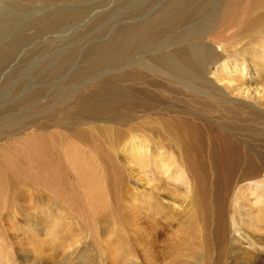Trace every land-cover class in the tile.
<instances>
[{"label": "rangeland", "instance_id": "rangeland-1", "mask_svg": "<svg viewBox=\"0 0 264 264\" xmlns=\"http://www.w3.org/2000/svg\"><path fill=\"white\" fill-rule=\"evenodd\" d=\"M134 1L136 0H43L42 2L35 0L31 4H24V7L22 6L19 10L20 13L18 12L11 20L12 22H5L0 15V136H2L0 150L3 148L6 152H10L15 148H21L24 142L33 137L39 138L49 133L57 135L50 148L57 152L56 166L60 169V174L63 172L58 182L60 181L64 188L66 184L68 185L66 196L62 195L63 198L50 186L44 184L42 170L34 171L41 182L28 180V178L20 179L16 170H10L9 167L2 165L0 158V263L264 264V228L261 227V225L264 227V217L262 215L259 217L257 214L258 207L254 205V198L250 192L247 189H241L250 184V181H259L264 177V168L258 157H252L253 167L248 166L246 158H242L233 164V169L222 170L216 160V154L224 151L223 139L227 137L226 133L215 129L210 122L206 125L207 122L204 119L202 122V119L194 120L186 114L163 113L166 112L161 110L164 104L154 110L135 109L129 115L127 114L124 121L115 122V125L117 124L115 126L114 122L108 121L77 120L74 115L73 117L69 115L70 111L67 107L69 104L58 100L63 95L85 92L90 88L92 84L90 82L108 76L114 70L115 72L121 70L128 59L135 60L138 57L135 49L127 50L122 45L115 54L118 57L111 60V64H103L106 58H110L113 44L119 43L118 32H122L127 26L148 23L165 3V0H147L148 2H143L145 8L143 5L138 6L142 9L135 11L131 19L128 17V7L129 4H134ZM137 1L139 3L144 0ZM220 1L222 2V0H214L210 5H199L196 9L199 13L192 12L193 15L186 22L183 21L175 26L170 33V40L173 41L174 36L184 32L189 22L193 23L198 19L200 22L205 15L215 12L220 6ZM213 6L214 8H211ZM193 18L197 19L194 21ZM4 31H10L9 37L3 36ZM5 46L11 49L8 47L10 50H7ZM171 47L168 46L165 49L169 51ZM127 51L130 52V56H127ZM159 108L161 111H158ZM59 109H62L63 114ZM59 114H62L63 118L68 114L64 122L67 125L61 124L64 127L59 125L63 122L60 121L62 117ZM58 116L61 119H57ZM69 117H72L71 120ZM181 117H183L182 121H180ZM167 119L168 123H166ZM169 120L172 124L186 127L193 123V129L197 130L196 138H192L187 133L185 139L190 144L175 143L167 134ZM129 121L130 124H128ZM75 123L77 125H73ZM38 125L39 128H37ZM27 126L31 129V133L26 130ZM197 128L204 129V132ZM23 130L24 133H22ZM105 131H107L106 135ZM145 132L151 134L148 133L149 136H145ZM133 134L136 135L133 136ZM155 134H158L159 138ZM129 135L132 136L129 137ZM216 136L221 137L218 140ZM144 138L150 142V160L159 162L163 155L170 154L183 163V170L188 179L191 177L189 179L191 193L184 205L182 204L183 206H179V199H176L178 201L167 199L166 193L161 192L159 195L150 190L154 185L162 190L169 184L167 188L170 187L171 192L178 194L179 190L183 191L182 188L174 187L166 180V175L158 174L157 178V174H153L154 163L149 165V168L151 167L149 169L148 166L145 167L144 162H138L142 159L137 156L134 160L140 165L133 164L134 157H131L128 148ZM243 140V138H230V142L232 141V144L235 142V146L242 148L243 153L248 151L247 153L251 155L250 148L248 145H243ZM155 142H158V145ZM153 143L157 148L152 147ZM252 143L258 144V142L253 141L249 145L254 149L255 146ZM220 147H223V150ZM159 148L163 150L160 151ZM156 150L161 152V155L163 151L167 153L161 156ZM14 153L21 160L20 168L30 171L34 163L22 158L15 150ZM129 162L133 165L131 171L127 169V167L131 169ZM254 167L262 168V174L256 173ZM246 168L249 170L247 171ZM128 171H133V174ZM142 171L148 177L147 179L144 174L142 175ZM252 173L255 174L253 178H251ZM159 175L164 178L162 179ZM205 176L207 177L204 178ZM256 177H258L257 180ZM148 179L150 182H145ZM58 189L60 188L55 182L54 190ZM236 189H240L243 194L238 193ZM153 193L159 195L158 198L161 201L158 202L162 207L159 203L148 204L154 199ZM230 198L234 203L238 200H243L244 203L238 201L234 204ZM233 204L236 206L234 207ZM252 206H254L253 209ZM247 211L249 214L254 212L257 216L254 213L249 215ZM243 213L247 219L249 217L247 221L249 225L246 223L247 219L244 220ZM254 216L256 218H253ZM255 220L260 223H256ZM251 224L258 227L260 224L261 228L254 233L257 227ZM259 231L260 234H257ZM113 232L116 234L114 235ZM6 247L8 249H5ZM82 249L87 250L85 253L88 254V258L86 255L79 256L81 251L83 252Z\"/></svg>", "mask_w": 264, "mask_h": 264}, {"label": "bare ground", "instance_id": "bare-ground-1", "mask_svg": "<svg viewBox=\"0 0 264 264\" xmlns=\"http://www.w3.org/2000/svg\"><path fill=\"white\" fill-rule=\"evenodd\" d=\"M33 1H35V0H0V15H2L1 17H3L5 22H7V23L9 21L12 22L11 20L14 17H16L17 13L19 12V10H21L22 6L24 4H31V2H33ZM39 1L42 2L43 0H39ZM46 1H48V0H46ZM146 1L147 0H144V1L138 3V1L136 0V1H134V4L133 3H132V5L129 4L128 17H131V19H133L132 15L134 16V12L135 11L138 12V9L141 8L138 6L143 5L144 6L143 8H145V5H144L145 3H143V2H146ZM213 1L214 0H167V1L165 0L164 5L162 4L163 6H161L158 9V11L155 13V16L152 17L148 21V23H146V24L141 23V24L134 25V26L132 25L131 27L127 26L125 29L122 30V32L121 31L118 32L119 33V35H118L119 43L113 44V46L110 50V58H106L105 59L106 62H103V64L104 65L111 64L112 63L111 60L118 57V55L115 56V54L118 51L119 47H121L122 45H123V47L127 48V50L135 49L137 51L138 57L135 60H131V59L129 60L128 59L127 62L125 61L126 64L123 67H121V70L116 71V72L114 70L108 76H103L100 79H96L95 81L90 82L92 84H91L90 88L88 90H86L85 92H78V93H74L71 95H63V96H60L58 100L63 101V102L65 101L66 104L67 103L69 104L67 106L69 108L68 111H70L69 115H72V117L74 115L77 118V120L78 119H90L93 121H108V122H114V125H115V122L119 123V122L124 121L126 119L127 114L129 115V113L133 112V110H135V109H138V110L139 109H141V110L152 109V110H154V109H156V107H161L160 105L164 104V106L161 107L162 108L161 110H165L166 112L162 111L163 113H168V114L172 113L173 115L174 114H184V115L186 114L189 116V118L190 117L194 118V120L196 118H198V119L200 118V119H202V122L204 119L207 122V124L205 123L206 125H209L208 123L210 122V124L212 123V125L215 127V129H217L219 131H223L226 133L227 137L223 139L224 148L222 147L224 149V151H222V152L219 151V153L216 154V160L218 162L219 167L222 170H224V169H230L231 170V168L233 169V164H236V162L242 158H246L247 164L249 163L248 166L251 165L253 167L254 165H253V163H251L252 157H255V158L258 157L260 159V162H262L261 164L264 168V0H222V2L220 1L221 3H219V5H220V6H218L219 8L215 12H212V13L210 12V14L205 15L204 18H201L202 20L200 22L198 21L199 19L196 20L197 19L196 18L195 19L196 21H195L193 18V20L196 23L195 22L191 23L192 21L189 22V25H187V27L185 26L186 28H185L184 32H182V30H180L182 33L177 34L176 36L173 35L174 36V38H172L173 41H171L170 40L171 38H169L170 33L172 32V30H174L175 26H178V24L182 23L183 21L186 22V20H188L193 15L192 12H196V9L198 8L199 5L200 6H202L201 4L210 5ZM126 4H128V3H126ZM215 4H216V1H215ZM124 5H125V3H124ZM214 6L211 8H214ZM199 8L201 9V7H199ZM208 9H210V8H208ZM137 12L135 13L136 17H137ZM196 13H199V12H196ZM197 15H200V14H197ZM72 16H76V15L72 14ZM195 16H196V14H195ZM198 18H199V16H198ZM134 19H135V17H134ZM136 21H138V20H136ZM128 24L130 25V24H134V23H128ZM180 25L182 26V24H180ZM124 26H125V24H124ZM227 31L228 32L230 31V33L228 34ZM9 32L4 31L3 33H5V34L3 36H6V35L8 36ZM169 41L172 43H170ZM15 42L17 43V40ZM10 43L12 45H14L13 42H10ZM7 45H9V44H7ZM115 45H118V46H115ZM168 46H172L170 49L168 48L169 51H167L165 49ZM8 47H6L7 50H10L11 48L9 47L10 48L9 49ZM13 47H15V46H13ZM134 54H136V53H134ZM127 56H130L129 51H127ZM98 77H100V76H98ZM60 101H58V102H60ZM59 104L60 103H58V105ZM52 106H54V105H52ZM65 107H61V108H65ZM55 110L57 111V109H55ZM61 110H60V112H61ZM65 110L66 109H64V111ZM159 110H160V108L158 109V111ZM62 114L61 115L59 114V115L62 117ZM15 115H17V114H15ZM67 115L64 116L65 118L62 117V119L59 116L57 117V119L60 118L61 119L60 121H63V122H60V124H59L61 127H64L63 125H65L64 122L66 121ZM72 117H69L70 120ZM182 118L183 117H181V120L180 119L179 120L182 121ZM185 118H187V117H185ZM14 119H15V117H14ZM46 121H48V120H46ZM52 121H54V119ZM67 121H69V120H67ZM127 121H128V119H127ZM174 121L176 122L177 120H174ZM159 122H161V121H159ZM169 122H170V120H169ZM188 122H189V120H188ZM86 123H88V122H86ZM102 123H104V122H102ZM166 123H168V119H167ZM170 123L167 125L168 127L166 126L167 131H168L167 134L169 136V139H171L175 143H183L186 145L190 144V142L188 140L186 141V139H185V136L187 133H189V135L192 138H196L197 130L193 129L194 128L192 126L193 123L190 124L188 127L183 126V125L179 126L180 124L176 125V124H172V123L170 124ZM182 123L183 122H181V124ZM184 123H185V121H184ZM43 124H45V123H43ZM61 124H63V125H61ZM126 124L127 123H125V125ZM128 124H130V121ZM141 124H143V123H141ZM177 124H178V122H177ZM39 125L37 128H39ZM73 125H77V124L75 123ZM46 126L49 127L48 125H46ZM27 127H28V129H26V130L27 131L29 130V132H30L31 129L29 128V126H27ZM43 127H44V125H43ZM43 127H41V128H43ZM31 128H33V127L31 126ZM37 128H36V130H37ZM44 128H46V127H44ZM51 128H52V126H51ZM139 129H140V127H139ZM160 129L162 130V128H160ZM129 130H131V129H129ZM202 130L201 131L204 132V129H202ZM132 131H130V132L132 133ZM207 131L209 132V130H207ZM216 131L215 132L212 131V132L217 133ZM106 132L107 131H105V133H104L105 135H106ZM109 132H110V130H109ZM125 132H128V131H125ZM20 133H21V131H20ZM22 133H24V130ZM140 133H142V132H140ZM148 133H146L145 136L148 135ZM49 134H47L48 136L47 135L41 136L39 138L33 137V139L24 142L23 146H21V148H19V147L15 148L10 152L7 151L8 153L2 148L5 151V153L3 152L2 149L0 150L1 151V154H0L1 157L0 158L2 159L1 163H3L2 165L9 167L10 170H16L20 179L28 178V180L30 179V180L35 181V182L36 181L41 182V181L39 180V176L36 175L34 171L35 170H42L44 172V176H43L44 184L50 186L53 189V191L56 192L58 195H60V196L65 195L66 196V192H67L66 190H68V188H67L68 185L66 184L67 187L64 185L65 186V188H64L62 186L63 184H60L59 183L60 181L58 182V178L62 176L61 174L63 172L60 174V171H59L60 169L56 166V153L57 152L52 151L50 148L52 146V142L57 138V135H55V134L49 135ZM127 134H129V133H127ZM149 134H151V133H149ZM163 134H165V133L163 132ZM18 135H19V133H18ZM134 135H136V134H133V136ZM155 135L157 136L158 134H155ZM211 135H213V134H211ZM131 136L132 135H129V137H131ZM140 136H144V135H140ZM160 136H161V134H160ZM164 136H166V135H164ZM222 136H224V135L222 134ZM0 137H1L0 140L2 141V136H0ZM219 137H221V136H219ZM219 137H217V139ZM234 137L244 139L242 141L243 145H246V146L248 145V147L251 150L250 153L252 156L247 153L248 151L246 153H243L242 148H240L239 146H235V144H234L235 142H233L234 145L232 144V141L230 142V138H234ZM6 138L8 139V137H6ZM149 138H151V137H149ZM7 139H5V140H7ZM162 139H163V137H162ZM133 141H135V140H133ZM139 141L140 142H137L136 145L133 142L134 143V145L132 144L133 146L130 145V147L128 146L129 148L127 147L129 149V151L131 152V153H129L131 155V157H134V158H132L133 162H134L133 164H136L138 162H141V163L144 162L145 167L148 166L147 168H149V165L151 166V164L154 163V167L153 166L152 167H153V169H155V172H153V174L154 173H155V175L157 174V178H158V174L166 175L167 177L165 176L166 177L165 179L168 180L169 182H171V184H173L174 187H178V188L180 187L183 189V191L179 190L180 193L177 191L178 192V194H177L174 191L171 192L170 191L171 188L169 187L170 188V190H169V188H167L168 187L167 185H169V184H167L165 189L163 188L162 190H160L161 188H158V186L156 187L154 185V186H152L153 189L151 188L150 190H153L155 194L157 193L159 195L161 192L166 193L165 197H167V199L171 198L172 200H175V201H178L176 199H179V201H180L179 206H183L184 203L186 202V199H188V197L191 193V187L189 184V179L191 177L188 179L186 172L183 170V165H182L183 163H181L173 155L169 154L168 156H164L163 155L165 153L164 151L162 152L163 153L162 154L163 156H162L160 154L161 152L159 153L157 151L159 149H161L160 151H162L163 150L162 148H159L156 150L162 156V159L160 158L159 162H156V160H150L151 159V151H150L151 149H149V147H150L149 140L144 138V140L142 139V141H141L139 139ZM154 141H152V142H154ZM253 141L255 143L258 142V144L252 143L255 146L254 149H256V150L252 149L249 146V145H251V142H253ZM158 142H160V140ZM158 142H155V143L157 144ZM201 142H203V141L201 140ZM125 143L127 146L128 142L126 141ZM129 144H131V143H129ZM163 144H164V142H163ZM160 146L162 147V145H160ZM164 146H166V145H164ZM152 147L157 148L155 146V144ZM122 148H124V146H122ZM244 149L246 150V147H244ZM14 150L22 158L29 159L30 161H32L34 163V166L32 167V169L30 171L26 168H20L21 160L18 156H16V154L14 153ZM217 150H219V149H217ZM247 150H248V148H247ZM202 151H204V149H202ZM125 152H126V150H125ZM170 152H172V151H170ZM166 153H167V151H166ZM252 153H254V154H252ZM126 154H127V152H126ZM153 154H154V152H153ZM171 154H173V153H171ZM125 155H123V156L121 155V156L124 157ZM155 155H156V153H155ZM137 156L139 158H141L142 160L136 162L135 158H137ZM126 157H129V156H126ZM205 158H206V154H205ZM125 160L127 161V159H125ZM129 161H131V160H129ZM157 161H158V159H157ZM129 163H126V164H129ZM76 164H78V162ZM255 164H257V163H255ZM137 165H140V164L138 163ZM130 166H131V169H130V167L129 168L127 167V169H129L131 171L133 169L132 168L133 165H131V163H130ZM143 166H141V167H143ZM257 167H256V169L254 167L256 173L262 174V172H261L262 168L260 167L261 169H257ZM0 169H1V165H0ZM146 169H144V170H146ZM62 170H65V169H62ZM138 170L140 171V169H138ZM236 170H238V169H236ZM248 170L249 169H247V171ZM66 171H64V172H66ZM130 171H128V173ZM214 171H215V168H214ZM132 172H130V173H132ZM141 173H142V175L144 174L143 171ZM195 173H196V171H195ZM195 173H193V174H195ZM219 173H220V170H219ZM223 174H225V173H223ZM254 175L255 174H253V176L251 178L255 177ZM144 176H145V174H144ZM159 176L161 177V175H159ZM151 177H153V176H151ZM206 177L207 176H205L204 178H206ZM220 177H222V176H220ZM147 178L148 177H146V179ZM161 178L163 179L164 177H161ZM257 178L258 177H256V180H257ZM138 179H139V176H138ZM151 179H153V178H150V180ZM201 179H200V181H202ZM142 180H143V178H142ZM155 180H156V178H155ZM159 180L160 179H158V181ZM223 180H224V178H223ZM239 180H241V179H239ZM148 181H149V179L145 182H148ZM205 181H206V179H205ZM205 181H203V182L205 183ZM55 182H57L58 187L61 190L60 189L54 190V183ZM145 182L143 184H145ZM218 182H219V180H218ZM221 182L223 183L222 180H221ZM250 182H251L250 184L245 186L246 188L245 187L241 188V186H240V188L242 190L247 189V191L250 192L251 196H253V198H254V205L258 207V211H257L258 213L257 214L259 215V217H260V215H262V217H264V177L259 181H250ZM234 183H236V182H234ZM238 183L241 184V182H239V181H238ZM161 184H163V183H161ZM150 185H151V183H150ZM198 186H200V185H198ZM70 187L71 186H69V188ZM236 190H238V189H236ZM69 191H70V189H69ZM233 191H234V189H233ZM238 191H239L238 193L242 192L240 189ZM149 193H151V192H149ZM155 194L153 195V198H154L153 201H151V202L148 201L149 202L148 204H151V203H157L158 204L159 203V205H161L160 202H158V201H161L158 198L159 195L157 196ZM242 194H243V192H242ZM231 198H232V195H231ZM231 198H230V200H231ZM244 198H246V197H244ZM241 201H243V200H241ZM241 201H239V202H241ZM236 203H234V204H236ZM243 203H244V201H243ZM157 204H156V207H157ZM245 204H247V203L245 202ZM239 205H241V204H239ZM235 206L236 205H234V207ZM143 207H144V205H143ZM161 207H162V205H161ZM253 207L254 206H252V209H253ZM254 211H255V209H254ZM243 212H244V210H243ZM253 213L254 212H252L251 214H253ZM248 214H249V212H248ZM251 214H249V215H251ZM243 216H244V213H243ZM256 216H254L253 218H256ZM57 217H58V215H57ZM262 217H261V219H262ZM245 219H247V218L245 217L244 220ZM248 220H249V217L246 220L247 224L249 223V222H247ZM250 220L252 221V219H250ZM255 221H256V223H258L260 221V219L258 222H257V220H255ZM254 225H252V226H254ZM250 226H247V227H250ZM255 226L257 228L254 229V233L258 228H261V227H262V229L264 228L262 225L260 227V224H259V227H258V225H255ZM48 234H49V232H48ZM113 234H114V232H113ZM257 234H260V231ZM120 235H122V234L120 233ZM2 238L3 237H1V239ZM102 240H103V238H102ZM112 240H113V238H112ZM112 240L110 241L108 239V241L113 243ZM123 240H125V239H123ZM121 244H122V242H121ZM109 245H110V243H109ZM111 247H112V245H111ZM5 249H8V248L6 247ZM118 249H120V248L118 247ZM82 250H83V252L81 251V254L79 256H83V255L87 256L88 254L85 253L87 250L86 249H82ZM5 252H4V254H5ZM126 252H128V251H126ZM122 254H124V252ZM119 255H121V254H119ZM127 255H129V254H127ZM87 258H88V256H87ZM44 260H46V258ZM74 260H75V257H74ZM7 261H8V259H7ZM41 262H42V260H41ZM0 264H2V263H0ZM25 264H27V262ZM47 264H49V263L47 262ZM52 264H54V263H52ZM125 264H126V262H125ZM129 264H130V262H129Z\"/></svg>", "mask_w": 264, "mask_h": 264}]
</instances>
